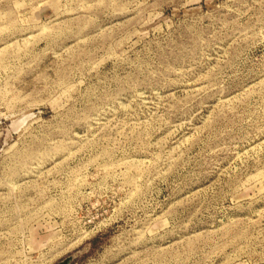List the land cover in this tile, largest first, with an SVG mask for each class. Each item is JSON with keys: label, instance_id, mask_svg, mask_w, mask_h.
Here are the masks:
<instances>
[{"label": "rangeland", "instance_id": "1", "mask_svg": "<svg viewBox=\"0 0 264 264\" xmlns=\"http://www.w3.org/2000/svg\"><path fill=\"white\" fill-rule=\"evenodd\" d=\"M0 264H264V0H0Z\"/></svg>", "mask_w": 264, "mask_h": 264}]
</instances>
